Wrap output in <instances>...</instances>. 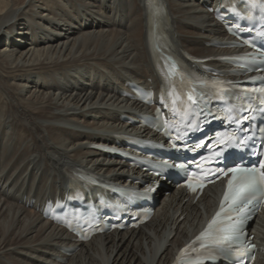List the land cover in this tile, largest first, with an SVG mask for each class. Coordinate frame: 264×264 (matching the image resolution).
I'll return each mask as SVG.
<instances>
[{
    "label": "bare ground",
    "instance_id": "1",
    "mask_svg": "<svg viewBox=\"0 0 264 264\" xmlns=\"http://www.w3.org/2000/svg\"><path fill=\"white\" fill-rule=\"evenodd\" d=\"M25 1L0 0V264H170L211 216L221 184L196 201L96 146L128 150L122 136H156L142 124L154 108L136 100L135 87L161 84L157 36L223 72L232 66L216 60L233 50L223 19L248 3ZM79 169L130 190L140 189L137 180L160 184L151 191L157 212L140 229L79 241L46 209L81 191L97 198L100 188L80 187ZM252 229L264 246V219Z\"/></svg>",
    "mask_w": 264,
    "mask_h": 264
},
{
    "label": "snow or ice",
    "instance_id": "2",
    "mask_svg": "<svg viewBox=\"0 0 264 264\" xmlns=\"http://www.w3.org/2000/svg\"><path fill=\"white\" fill-rule=\"evenodd\" d=\"M258 70V69H256ZM225 95L228 94V91L221 90ZM223 99V96H221ZM188 100L192 103H198V101H193L191 96L188 97ZM261 169H264V163L260 165ZM229 172L233 173L232 178L228 182V192L225 194L224 201L227 203L225 205L222 202L219 211L213 217L212 221L208 225V229L201 233V236L198 237V240L202 239L205 236H218L225 240H235L242 233L240 232V227L243 224V220H238L230 224L227 228L219 229L217 233L214 230V226L217 225L221 214H224L226 218H230L229 213L232 211L240 210L247 205L253 202V199L259 194L261 197H264V171H260L257 168H239L233 167L228 169ZM238 174V175H237ZM195 190V189H193ZM204 247L203 244L200 245ZM186 249L182 250V254Z\"/></svg>",
    "mask_w": 264,
    "mask_h": 264
},
{
    "label": "rangeland",
    "instance_id": "3",
    "mask_svg": "<svg viewBox=\"0 0 264 264\" xmlns=\"http://www.w3.org/2000/svg\"><path fill=\"white\" fill-rule=\"evenodd\" d=\"M24 1H25V0H23V2H24ZM26 1H27V0H26ZM26 1H25V3H27ZM3 39H5V38H3ZM3 43L5 44L6 42H3ZM4 44H3V45H4Z\"/></svg>",
    "mask_w": 264,
    "mask_h": 264
}]
</instances>
